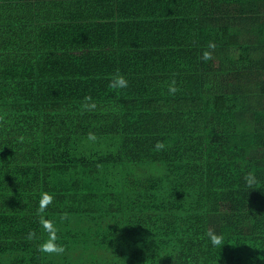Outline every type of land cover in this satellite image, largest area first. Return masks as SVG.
Masks as SVG:
<instances>
[{"label": "trees", "instance_id": "16d2710c", "mask_svg": "<svg viewBox=\"0 0 264 264\" xmlns=\"http://www.w3.org/2000/svg\"><path fill=\"white\" fill-rule=\"evenodd\" d=\"M0 264H264V0H0Z\"/></svg>", "mask_w": 264, "mask_h": 264}, {"label": "clouds", "instance_id": "9594fccd", "mask_svg": "<svg viewBox=\"0 0 264 264\" xmlns=\"http://www.w3.org/2000/svg\"><path fill=\"white\" fill-rule=\"evenodd\" d=\"M208 58V54L205 53V59ZM113 86H116V87H126L127 86V81L123 78V77H120L118 79H116L115 81H113ZM157 147L159 148L160 145L158 144ZM246 180L249 184H253L255 182V178L251 175V174H248L246 176ZM212 243L213 244H216L218 243V241L215 239V237L212 238ZM47 250V249H45Z\"/></svg>", "mask_w": 264, "mask_h": 264}]
</instances>
